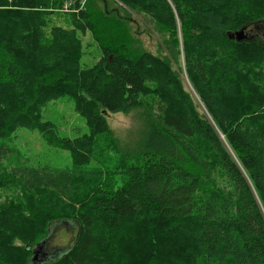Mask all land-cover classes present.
<instances>
[{
    "label": "trees",
    "instance_id": "16d2710c",
    "mask_svg": "<svg viewBox=\"0 0 264 264\" xmlns=\"http://www.w3.org/2000/svg\"><path fill=\"white\" fill-rule=\"evenodd\" d=\"M68 1L71 12L62 11L67 0H0V264H117L125 244L136 256L126 264H264V44L247 35L264 23V0H123L170 36L164 58L134 48L107 0H97L103 10L95 0ZM242 30L244 40L229 37ZM88 33L104 58L84 68ZM174 40L216 127L174 71ZM59 99L72 102L89 134L68 138L45 120ZM137 109L142 132L121 143L105 115ZM24 130L70 152L73 166L20 162L13 142ZM98 136L123 163L102 168L91 146L86 165L77 163L78 148ZM88 191L75 223L72 206ZM45 194V207L62 214L50 216ZM59 224L80 226L78 245L35 262L34 246ZM156 226L162 234L153 237Z\"/></svg>",
    "mask_w": 264,
    "mask_h": 264
},
{
    "label": "rangeland",
    "instance_id": "374dc122",
    "mask_svg": "<svg viewBox=\"0 0 264 264\" xmlns=\"http://www.w3.org/2000/svg\"><path fill=\"white\" fill-rule=\"evenodd\" d=\"M85 2V0L82 2ZM109 2V7L111 9H117L121 16H123L126 20V25L131 33V38L134 42V48L140 49L143 52L150 53L154 56L164 58L168 56L169 46L167 44V40L170 39V36L167 35V32H164L161 30V28L158 26L156 21L147 15L140 7V8H132L125 4L123 0H107ZM98 7H100L103 10V4L100 3V1L95 0V2ZM248 4L247 1H243L242 5ZM72 2L67 1V4L64 5V8L62 11L64 12H71L73 11L71 9ZM123 21H120L119 24H121ZM65 20L54 18V24H60L63 25ZM66 27V25H65ZM122 32H124L123 28ZM172 36H175V34L170 33ZM248 36H254L256 39L262 41L264 44V23L260 24H254L251 25L248 28L247 31ZM178 37L179 42V50L182 51L181 45H182V35L180 30H178V33L176 35ZM83 43V57H82V65L84 68L92 67L95 64H97L101 59L104 58V51L103 48L100 47L98 42L94 39V37L88 33L82 38ZM173 43H171L170 46ZM175 45L176 42L174 40V60L172 59V66L174 68V71L178 75V77L182 80L183 83V89L188 92L191 96V99L194 101L195 109L199 116L208 121L211 125L215 126V123L210 116L209 111L205 108L203 103L201 102L199 95L192 85L190 79L187 77V74L185 72L184 64L182 61V58L179 59L177 62L175 59ZM145 111L143 109H137L127 114H109L106 113V124L110 130L111 135L118 139L121 143L125 141H134L138 138L140 133L142 132L141 129L144 121ZM44 118L47 121H50L53 123L57 128H59L61 134L65 137L75 139L77 136V133H79V130L82 132L80 134H89L90 133V124L87 123L86 119L83 118L77 111L72 102L66 100V99H59L52 103H50L46 111L44 113ZM97 132H94L96 134ZM19 136L16 138V141L13 142V146L18 151V160L20 162H28V163H35L40 162V164H49L53 166L54 168H66V167H72L75 159L71 155L70 152L65 150H59L52 148L51 146L47 145L45 142V139L43 136H41L38 132L34 131H27L24 130L21 131ZM102 138L100 136L95 137L92 142L83 145L82 150L79 147L78 148V154L80 155V158L77 159V163H82V166L86 165L87 161V153L88 149L95 147V150L99 152L102 156V168H113L119 163H123L124 158L118 157L115 155L108 147L107 145L102 142ZM225 141V140H224ZM95 145V146H94ZM229 147V146H228ZM231 151V150H230ZM232 153V151H231ZM233 155V153H232ZM91 157L93 161H97L96 163H100L101 159L100 157H97L94 154H91ZM80 165V164H79ZM98 166H96L95 163H92L91 168L95 169ZM92 192L88 191L85 196L81 198V201H77L78 205L72 206V209L70 211L69 216L71 217L72 221L75 223H78L79 220L77 218H80L81 213H83L84 210H82V204L84 201V197L86 199H92ZM9 194V193H8ZM50 198V194H45L44 200L41 196V202L43 206L45 207V200ZM45 210H47L50 214V216L62 214L58 212H51V208L46 206ZM57 221H53L52 225H56ZM55 226H52L51 228H54ZM154 226H150V229ZM50 228V229H51ZM162 229H164V223L162 226ZM55 231L52 232L51 238L49 241L45 244L44 250L46 251V257L45 260L47 262L57 260L61 256L60 252L64 250H69L70 248H74L77 246L76 240L81 234L80 226L73 228L72 226H66L65 224H59L55 229ZM155 236H158L162 234L161 227L156 226V231H153ZM164 233V232H163ZM76 238V239H75ZM122 239L125 242L131 241V236L129 234H124ZM120 242V241H119ZM122 241L118 245H122ZM129 245L132 244H125L122 247L128 248L127 252L122 254V251L124 250L121 248V252H119L120 256H124L121 260L117 261V264H126L127 262L124 261L125 258L130 257V262L136 259V256L131 254L130 252L132 249L129 248ZM115 246V245H114ZM117 246V245H116ZM34 248H36L34 246ZM35 250V249H34ZM130 253V254H129ZM129 254V255H128ZM128 255V256H127ZM59 256V257H57ZM65 261V260H63ZM23 264V261L22 263Z\"/></svg>",
    "mask_w": 264,
    "mask_h": 264
},
{
    "label": "water",
    "instance_id": "95a60500",
    "mask_svg": "<svg viewBox=\"0 0 264 264\" xmlns=\"http://www.w3.org/2000/svg\"><path fill=\"white\" fill-rule=\"evenodd\" d=\"M68 1V0H67ZM229 37L231 39H236L237 41H241V40H244L246 38V35H245V30H242L234 35H229ZM47 242H44L42 244H38L34 250V260L35 262H46L47 260L46 257H47V253L44 252V254L42 255V251H44V247H45V244ZM48 259V257H47Z\"/></svg>",
    "mask_w": 264,
    "mask_h": 264
},
{
    "label": "bare ground",
    "instance_id": "6f19581e",
    "mask_svg": "<svg viewBox=\"0 0 264 264\" xmlns=\"http://www.w3.org/2000/svg\"><path fill=\"white\" fill-rule=\"evenodd\" d=\"M42 254H44V252L42 251ZM39 262V261H38Z\"/></svg>",
    "mask_w": 264,
    "mask_h": 264
},
{
    "label": "built area",
    "instance_id": "2783aa9c",
    "mask_svg": "<svg viewBox=\"0 0 264 264\" xmlns=\"http://www.w3.org/2000/svg\"><path fill=\"white\" fill-rule=\"evenodd\" d=\"M67 4V3H66Z\"/></svg>",
    "mask_w": 264,
    "mask_h": 264
}]
</instances>
